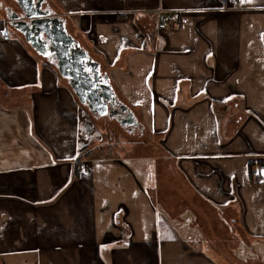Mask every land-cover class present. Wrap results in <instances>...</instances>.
I'll list each match as a JSON object with an SVG mask.
<instances>
[{
	"label": "crops",
	"instance_id": "crops-1",
	"mask_svg": "<svg viewBox=\"0 0 264 264\" xmlns=\"http://www.w3.org/2000/svg\"><path fill=\"white\" fill-rule=\"evenodd\" d=\"M0 3V264H264V0H45L136 122L78 177L112 122L7 36Z\"/></svg>",
	"mask_w": 264,
	"mask_h": 264
},
{
	"label": "water",
	"instance_id": "water-1",
	"mask_svg": "<svg viewBox=\"0 0 264 264\" xmlns=\"http://www.w3.org/2000/svg\"><path fill=\"white\" fill-rule=\"evenodd\" d=\"M11 1L16 10L9 7L12 14L6 15L8 24L21 34L26 44L35 48V42L41 47L36 54L54 65L78 103L97 117H126L119 119L122 121L119 125L121 128L129 127L130 132L136 126L133 113L115 101L108 76L100 71L98 62L83 49L78 40L67 32L65 21L54 15L45 0ZM47 54L55 59L53 63ZM109 102H112L110 110Z\"/></svg>",
	"mask_w": 264,
	"mask_h": 264
},
{
	"label": "rangeland",
	"instance_id": "rangeland-1",
	"mask_svg": "<svg viewBox=\"0 0 264 264\" xmlns=\"http://www.w3.org/2000/svg\"><path fill=\"white\" fill-rule=\"evenodd\" d=\"M6 33H7V36L9 37V36H11L12 34H14L15 33V31H14V29L8 24V26L6 27ZM32 51V50H31ZM33 52V51H32ZM34 53V52H33ZM38 57V56H37ZM42 59V61L45 63V61H48L46 58H41ZM60 79H62L61 81H62V83H65L66 81H65V79H63V78H60ZM67 86V85H66ZM68 89V88H67ZM68 91H69V89H68ZM69 93L71 94V92L69 91ZM73 94V93H72ZM71 94V95H72ZM73 96V95H72ZM73 98H74V96H73ZM101 123V126H99L100 128H108L109 130H112V132L110 131V136H109V138L108 139H110V140H108L109 142H111V143H115V145H113L112 146V148H110V147H107V149H105L102 153H96V154H94V156L95 157H106V156H110V155H114L115 153L116 154H119V155H121V154H123L124 153V151H125V148H127L128 146H126L127 144H129V142H130V140L131 139H133V137H131L130 138V134H131V132L133 131H131L130 132V134H129V131L128 130H126L125 128H121L120 126H119V124H117V123H109L108 121H105V120H103V121H101L100 122ZM116 124V125H115ZM125 133H127V134H125ZM100 138V137H99ZM99 140V139H98ZM107 139H105V141H106ZM108 141H106V142H108ZM100 142V141H99Z\"/></svg>",
	"mask_w": 264,
	"mask_h": 264
},
{
	"label": "built area",
	"instance_id": "built-area-1",
	"mask_svg": "<svg viewBox=\"0 0 264 264\" xmlns=\"http://www.w3.org/2000/svg\"><path fill=\"white\" fill-rule=\"evenodd\" d=\"M177 23V15L172 10H161L157 15L155 28L157 30H168L172 29ZM4 36V32L0 30V37ZM87 172V167L83 160L78 161L76 169V176H81ZM264 175V164H256L254 167L251 166L249 170V176L253 181H259Z\"/></svg>",
	"mask_w": 264,
	"mask_h": 264
},
{
	"label": "trees",
	"instance_id": "trees-1",
	"mask_svg": "<svg viewBox=\"0 0 264 264\" xmlns=\"http://www.w3.org/2000/svg\"><path fill=\"white\" fill-rule=\"evenodd\" d=\"M15 31V30H14ZM15 33L18 35V37L24 42V39H23V37L21 36V34L20 33H18L17 31H15ZM4 36H5V34H4ZM3 36V37H4ZM24 45L25 46H27L29 49H30V47L24 42ZM30 51H31V49H30ZM45 63L46 64H50L49 66H51L52 68V70L55 72V74H57V77L58 78H62V77H60L59 76V74L57 73V71H56V69H55V67H54V65L53 64H51V63H49L48 61H45ZM62 80V79H61ZM63 81V80H62ZM66 83V82H65ZM67 87H68V89H69V91L71 92V94H72V91H71V89L69 88V86L67 85ZM73 95V94H72ZM74 96V95H73ZM74 98H75V96H74ZM75 100H76V102L78 103V101H77V99L75 98ZM79 104V103H78ZM80 105V104H79ZM81 106V105H80ZM84 110H85V112H86V115H87V117L89 118V120H91L92 119V117H93V114L91 113V112H89L88 110H87V108L86 107H84V106H81ZM92 121V120H91ZM109 121H111V120H109ZM112 123H114L113 121H111ZM93 123V122H92ZM115 143H108V145H114ZM104 145H106V143L103 141V139H101L100 140V142H97V143H95V142H89L77 155H76V158H75V162H74V164H73V177H76V168H77V162H78V160L79 159H82V158H90V157H94V154H96V153H102L105 149H107V148H105V146Z\"/></svg>",
	"mask_w": 264,
	"mask_h": 264
},
{
	"label": "flooded vegetation",
	"instance_id": "flooded-vegetation-1",
	"mask_svg": "<svg viewBox=\"0 0 264 264\" xmlns=\"http://www.w3.org/2000/svg\"><path fill=\"white\" fill-rule=\"evenodd\" d=\"M1 4V3H0ZM45 5V4H44ZM9 7L11 8V9H14V10H16L15 9V6H14V3L11 1V0H4V5H3V9H4V14H5V16L6 15H11L12 14V12H10L9 11ZM43 40H44V37H41ZM33 46L35 47V48H33V47H31V46H29L28 44V46L30 47V49L33 51V52H35V54H36V51H40L41 50V47L39 46V45H37V43H35V42H33ZM37 55V54H36ZM48 55V54H47ZM46 55V56H47ZM38 57H40V58H44V57H42V56H40V55H37ZM48 58H49V60H51L52 61V63H53V61H55V59H53V57H49V55L47 56ZM115 101H117L118 103H119V105L120 104H122L119 100H118V97L116 96V94H115ZM112 102H109L108 103V110H110V104H111ZM105 117H107V116H105ZM124 118H126V117H122V115L121 116H114V117H112V118H109L111 121H113V122H115V123H117V124H120L121 125V123H122V121H119V119H124ZM119 125V126H120ZM126 130H128L129 129V127H124ZM132 129L133 128H131V131H132ZM130 131V132H131Z\"/></svg>",
	"mask_w": 264,
	"mask_h": 264
}]
</instances>
